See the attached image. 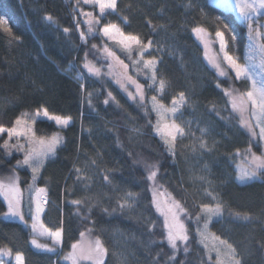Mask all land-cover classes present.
I'll list each match as a JSON object with an SVG mask.
<instances>
[{
	"label": "trees",
	"instance_id": "obj_1",
	"mask_svg": "<svg viewBox=\"0 0 264 264\" xmlns=\"http://www.w3.org/2000/svg\"><path fill=\"white\" fill-rule=\"evenodd\" d=\"M87 13H92L94 22L99 18L88 36ZM1 15L9 27L0 22V125L12 127L22 113L34 114L42 108L52 115L71 116L72 123L65 129L44 118L33 123L37 136L59 133L63 138L35 182L30 168H14L23 153L4 149L8 136L0 137V178L18 176L22 191H28L29 185L45 188L50 202L44 222L52 229L63 226L59 253L36 252L27 226L4 218L7 202L0 195V248L11 249L12 255L23 253L26 264H69L63 257L85 232L93 241L99 237L107 249L103 264H219L200 242L197 229L205 221L197 222L196 216L201 204L222 202L223 212L212 218L210 230L233 246L240 264H264V174L249 182L236 179L240 155L253 142L223 91L246 92L248 82L235 79L222 60L228 76L220 77L205 56L202 35L192 31L202 27L203 34L216 43V32L227 24L243 44L247 30L233 11L211 0H117L115 12L100 15L95 5L83 0H0ZM108 23L145 44L153 41L145 56L157 60V78L165 81L162 103L170 105L181 92L187 96L188 105L181 113L190 124H185V135L177 139L174 155L155 131L156 114L149 104L155 86L148 88V71L141 64L133 67L127 53L102 36L100 29ZM81 33L87 36L86 42ZM105 44L143 84L144 107L131 102L106 75L96 76L84 68L87 52V61L105 70L109 64L102 52ZM138 57L134 50L131 60ZM201 142L206 144L204 149ZM145 162L158 167L156 185L185 209L187 251L178 250L175 261L169 260L173 252L152 203L154 185L146 180ZM75 168L87 181H77ZM127 192L138 195L135 207L112 212ZM75 200L84 203L75 205Z\"/></svg>",
	"mask_w": 264,
	"mask_h": 264
},
{
	"label": "snow or ice",
	"instance_id": "obj_2",
	"mask_svg": "<svg viewBox=\"0 0 264 264\" xmlns=\"http://www.w3.org/2000/svg\"><path fill=\"white\" fill-rule=\"evenodd\" d=\"M86 4H98L100 13L103 15L106 10L114 11L117 6V0H84ZM192 6L191 4L189 5ZM235 6L239 10L240 17L243 21L247 22L253 19L255 16H259L261 14V10H264V0H229L224 4V7L230 8ZM203 11V10H201ZM86 15L91 16L92 13H87ZM45 19L51 20V16H46ZM219 20V17L217 18ZM4 21V17L0 16V22ZM97 24L99 23V18H96L95 21ZM92 21H89V32L92 31L91 28ZM260 27H264V25L258 26L256 29L253 28L251 23L247 24V37L250 41L249 48L257 47L262 54L261 59L258 64L252 62V57H248V63L240 64L238 62V58L229 55L227 51L228 42L225 40L224 32L217 31L216 37L219 42V51L222 54V57L217 55L210 58V62L216 68L220 77H227L228 71L222 66L221 60L227 64V68L235 73V79L237 80H247L250 81V88L246 92H239L235 89H223L225 96L228 97V102L231 103L232 109L240 113V126L248 129L252 136H256L257 133L254 130L252 122L245 117V113L248 111V103L252 104V115L256 117V123L259 126V138L264 140V43L258 42V38L261 36ZM225 31L230 33V39L232 41L236 40V34L233 29L229 28L227 24L223 25ZM69 30L67 28L64 29V32L67 33ZM102 36L108 38L109 40H115L116 43L120 46V50L122 52L127 53V58L131 61L133 67H138L139 64L143 63L144 69H147L151 72L149 79L151 83L148 85V88L151 89L157 83L156 76V65L157 60H131V56L133 51L139 53V56L142 57L144 53L152 48L153 41L149 40L147 44L143 43L142 40L136 35H125L117 25L115 24H107L104 25L102 29H100ZM193 32L198 35L205 33V29L202 27H196L192 29ZM80 38L82 41L86 42V38L84 33H81ZM255 42V43H254ZM207 47V45H206ZM96 45H92V49H96ZM103 53L115 59L119 65H122L126 70L128 65L124 64L123 61H120L118 57L115 56V53L112 52L108 45L105 44L102 49ZM88 53H85V63L84 68L88 70L90 74L99 76L101 74L100 69L96 68L91 62L87 61ZM205 56H208V52H205ZM109 69L113 67L112 64L108 65ZM257 69H259L257 71ZM131 84L136 85V91L139 95V99L143 101L144 97V86L139 85L133 80L131 77L127 78ZM117 83L124 87L119 80ZM219 87V85H217ZM84 85L81 84V88ZM165 87V81L161 79L159 81V89L158 91H163ZM91 95V94H89ZM109 97L113 100L111 93H108ZM132 94L129 93V96ZM180 99L177 101L175 98L173 99V107L171 109H164V106L160 104L157 100L156 96L151 98L152 108L153 110L159 112L161 110L171 111L173 113L176 112L177 106L182 105L186 102L185 94L181 92L179 94ZM109 101L105 100L104 103L107 104ZM28 113H22L21 116H18L12 127H5L0 125V134L7 133L9 139L4 140L2 147L4 149H15L18 152L23 153V159L18 160L16 162L15 167H23L27 166L31 169L32 172V180L35 182L40 175V169L44 167L45 162L55 157L58 147L62 146L63 138L58 134L54 133L50 137L40 136L37 137L35 130L33 129L31 124H28L25 119L22 117L28 116ZM38 117H42L44 119L54 121L57 126L61 129H65L69 127L72 123L71 116H60V115H50L47 108L37 109L35 113L32 115V119L35 120ZM136 131V130H134ZM201 134L205 135L206 130L201 129ZM156 132L161 135L162 138L165 139V143L168 145L169 151L174 155L175 154V141L177 137H183L185 135V131L180 125L173 123L172 125L165 124L163 129L159 126H156ZM15 137L17 143L10 144V140ZM23 137L25 143H19L20 138ZM170 137V139H169ZM206 144L204 142L200 143V148L204 149ZM248 160L247 166L239 167L236 179L241 182L251 181L258 178L261 173H264V152L257 154L252 151V145L249 144L248 149L246 150ZM239 153V150H237ZM11 155V151L8 153ZM93 165H95V161H92ZM145 169L147 170V181L155 182L157 180L158 175V167L154 164H148L145 162ZM75 172L77 173V181L83 182L87 181L88 177L80 175L81 169L75 168ZM104 180L107 183H110L109 177L107 175L104 176ZM87 186V185H86ZM33 185H29V189L31 190ZM37 196L35 198V210L33 212L31 205L33 203L32 198H29V213L32 217L33 223L31 225L33 237L31 243L35 245L37 248H44L48 251H55V245L61 243L62 235H63V226L61 223V227L57 228L55 231L51 229L44 228L43 225L38 228L37 221L40 213L44 212V207L41 203V200H46V189L39 188L35 189ZM0 195L4 196V199L7 201V212L5 215L19 217L21 221H24V215L20 210L21 204V190L19 188V177L13 175L8 178V182L5 183L3 180H0ZM207 195L211 196V193H207ZM213 200L217 198L215 196L211 197ZM90 199V198H89ZM138 199V195L132 192L125 193L123 197V202H118L117 206L112 209V212L124 211L125 209H132L135 207V201ZM132 201V203H129ZM75 205H81L84 203L82 200L72 201ZM152 203L157 206V210H159V204L156 201V194L153 193ZM200 213L197 214L196 220L199 222L200 219H204V224L202 229L198 228L197 231L201 236H204L206 230L208 228L209 222L212 220L214 216H219L223 212L222 202H217L215 205L212 204H201L199 206ZM89 213H91V206L88 209ZM105 212H108V209H104ZM185 212V209L182 207L179 201H173L171 206L167 209L166 212L162 213L165 217L163 227L167 229L166 240L170 248L172 249L173 255L169 257L170 261H175V253L178 251V241L186 242L189 239L188 230L183 223V221L179 217V213ZM187 215V214H186ZM245 220L250 219V217H243ZM94 223V222H93ZM87 231L91 232V229H87ZM37 236L47 237L52 240V245L49 246L47 244H40L37 240ZM81 238L85 236V232L80 233ZM216 240L219 241V238L216 237ZM221 245L226 246L227 255L225 259L229 261V264H240L239 260H235L236 256L235 249L232 248L231 245H228L226 241H219ZM187 251V248L184 249ZM107 249L104 248L103 243L99 239L96 238L94 242H89L87 247L81 245L78 241L71 245V252L68 253L64 259L70 260L71 264H80L81 260H93L94 264H103V256L106 254ZM0 254L4 256H9L12 254L11 249L0 248ZM220 253L217 252V258L219 260ZM15 260L17 264H23V255L22 253L17 252L15 254ZM0 264H4V261L0 259ZM156 264H159L157 261ZM219 264H224V261H219Z\"/></svg>",
	"mask_w": 264,
	"mask_h": 264
},
{
	"label": "rangeland",
	"instance_id": "obj_3",
	"mask_svg": "<svg viewBox=\"0 0 264 264\" xmlns=\"http://www.w3.org/2000/svg\"><path fill=\"white\" fill-rule=\"evenodd\" d=\"M213 2V4L215 5H218V6H221L225 9H228V10H231L235 13V15L237 16V18L245 25V28L247 30V24L248 23H251L253 28L256 29L258 26L260 25H264V19L261 18V16H264V10H261V14L259 16H255L253 17L252 20L250 21H243L240 17V14H239V10L238 8H236L235 6L233 7H230V8H227V7H224V4L226 2H229V0H211ZM84 2V0H83ZM96 6V9L97 11L99 12L100 15H102L100 13V10H99V5L98 4H93ZM115 12L112 11V10H106V12L103 14V15H108V14H111ZM2 17H4V21L2 22L5 27H9V23H8V20L5 16L1 15ZM84 20H86L87 24H88V28H87V36L88 35H92L94 33L93 29L95 28V22H94V17H91V16H88L86 14H84ZM89 21H92V24H91V28H92V31L89 32ZM108 24H114V23H108ZM107 25V24H106ZM117 25V24H115ZM119 27V29L125 34V35H128L126 34L119 25H117ZM229 26V25H228ZM103 28V26H102ZM101 28V29H102ZM229 28H231L229 26ZM232 29V28H231ZM260 32H261V36L258 38V42L260 43H264V27H260ZM220 31H223L224 32V37H225V40L228 42V46H227V51L229 53V55H232L236 58H238V62L240 64H245V63H248V57H252V62L253 63H256L258 64L260 59H261V56L262 54L260 53L259 49L257 47H252L251 49L249 48V39L248 37L246 38V42L241 44L239 42V39H238V36L236 34V40L235 41H232L230 39V33L225 31L224 29L223 30H220ZM102 34V33H101ZM202 36L201 39L202 41L205 43V46L207 45L206 49H207V52H208V56L211 58V57H214V56H217V55H220L222 57V54L220 53L219 51V42H218V39L215 35V39H216V43L213 39H209L207 36H205L203 33L201 34ZM85 35V38L87 37ZM106 38V37H104ZM108 41L110 42H114L116 43L115 40H109L108 38H106ZM255 43V42H254ZM117 44V43H116ZM118 45V44H117ZM119 46V45H118ZM111 50V49H110ZM150 50V49H148ZM147 50V51H148ZM112 52L115 53V56L119 58L120 61H122L120 59V57L117 55V53L113 50H111ZM146 51V52H147ZM103 52V51H102ZM146 52L144 53V55L142 57H138V59H141L142 61L143 60H151V59H154V58H151V57H147L145 56L146 55ZM105 58L108 60L109 64H112L113 67L111 68V70L109 69L108 65L105 67V70L103 71V67L101 66H98L96 65L95 67L96 68H99L100 69V72L101 74H104L107 76V78H109L113 83H115L123 92L124 94L128 97V99L131 101V102H134L135 104H138L140 105L141 107H144L145 104H146V97H145V90H144V97L145 99L143 101H141L139 99V95L136 91V85L134 84H131L129 81H128V77H131L133 80L136 81L137 84L139 85H143L141 82H139L137 79H135L132 75H130L129 73V70L128 68L125 70L123 68L122 65H119V63L113 59L112 57H108L104 54ZM124 63V62H123ZM225 63V62H224ZM125 64V63H124ZM226 64V63H225ZM227 65V64H226ZM141 67L144 68L143 66V63H141ZM147 70V69H146ZM259 69H257L258 71ZM148 73H147V77L149 78L150 75H151V72L149 70H147ZM100 74V75H101ZM157 76V74H156ZM117 80H119L122 84H124V87H121L120 84L117 83ZM161 79L157 78V83L155 84V94L153 96H156L157 97V100L160 104H162L164 106V109H171L173 107V102L170 104V105H165L164 103L161 102L160 100V97L162 95V93L164 92L165 90V87H164V90L161 92V91H158L159 89V81ZM247 81V80H246ZM248 82V89L250 88V81H247ZM129 93H131L132 95L129 96ZM152 96V97H153ZM151 97V98H152ZM151 98H150V101H149V104H150V107L152 108V101H151ZM185 98H186V102L182 105H178L177 106V109H176V112L173 113L171 111H164V110H161L159 112L153 110L154 113L156 114V126L159 124V126L161 127V129H163L164 125L167 124V125H172L173 123L175 124H178L180 125L181 128L184 129L185 131V124H190V121L187 120L186 116H184L183 113H181V108H183L184 106H187L188 105V98L187 96L185 95ZM177 101H179L180 99V96H178L177 98H175ZM252 111H253V108H252V104L251 102L248 103V111L244 114L245 117L247 119L250 120V122H252L253 124V127H254V130L256 131L257 135L256 136H252L250 134V132L248 131V129H246L248 131V133L250 134V137L252 139V142H253V145H252V151L257 153V154H260L261 152H264V140H261L259 138V126L257 125L256 123V117L252 115ZM50 114V113H49ZM239 116H240V113L238 112ZM32 115L33 114H29L28 116L26 117H22V119H25L27 121L28 124H31L32 127H33V119H32ZM52 115V114H50ZM38 118H42V117H38ZM37 118V119H38ZM36 119V120H37ZM54 122V121H53ZM188 122V123H187ZM55 123V122H54ZM156 131V129H155ZM195 131V130H194ZM198 133V132H197ZM4 134H7V133H4ZM59 134V133H58ZM156 134L165 142V139L161 137V135H159L157 132ZM3 134H0V137L2 136ZM60 135V134H59ZM51 135H46L45 137H50ZM61 136V135H60ZM37 137H40V136H37ZM179 137H177L178 139ZM9 139V137H8ZM170 139V137H169ZM176 139V141H177ZM11 140H13L11 143H17V140L15 137H13ZM10 140V141H11ZM9 141V142H10ZM175 141V143H176ZM19 143H25V140L23 137L20 138L19 140ZM166 144V143H165ZM167 145V144H166ZM168 146V145H167ZM256 148H259L260 152H258L256 150ZM247 152H244V153H241L240 155V158H239V162L237 164V173H238V169L239 167H243V166H247L248 164V160L246 159L247 157ZM49 161V160H47ZM46 161V162H47ZM45 162V164H46ZM261 174H264V173H261ZM260 174V175H261ZM259 175V176H260ZM258 176V177H259ZM8 178L9 177H6V178H0V180H3L5 183L8 182ZM239 181V180H238ZM252 181V180H251ZM241 182V181H239ZM246 182H249V181H246ZM243 183V182H242ZM153 191H152V195L153 193L156 194V201L157 203L159 204V210H157V206L154 204L155 206V209L157 211V213L159 214V216L161 217L162 221H163V224H164V215L162 213L166 212L167 209L171 206L172 202L175 201L172 196L170 194H168L166 191L164 190H161L155 182H153ZM19 188L21 190V193H22V196H21V204H20V210L21 212L23 213L24 215V221H27V223H24L23 221H21L19 219V217H13V216H7L4 214V218L6 219H16V220H19L21 221L22 223H24L27 228L29 229V232H30V237H33V233H32V228H31V225L33 223V220H32V217L29 213V198L31 197L32 200H33V203L31 205V208L34 212L35 210V198L37 196V193L35 191V189H39V188H43V187H36L35 185H33V188L30 190L28 189V191H22V188L19 184ZM45 189V188H44ZM42 196L43 195H46V200L42 199L41 200V203L44 207V212L43 213H40L39 215V218H38V221H37V227L39 228L41 226V224L43 225L44 228H47V229H51L52 231H55L57 228L55 229H52V228H49L46 223L44 222V214L45 212L47 211V208H48V205H49V202H50V198L48 196V193L46 191V194H41ZM3 196V195H2ZM7 202V201H6ZM7 212V210H6ZM5 212V213H6ZM179 217L180 219L183 221V223L185 224V221H184V218H183V212L179 213ZM210 223V222H209ZM186 226V224H185ZM187 228V227H186ZM165 229V228H164ZM166 231V235H167V229H165ZM218 237L217 235L214 234V232L212 230H210V227H209V224H208V228L206 230V233L204 236H201L200 235V242L202 244V246L204 247V250L206 251V253L209 255H211L212 253L216 256L217 258V252L220 253V257H219V261H224V264H229V261L227 259H225L226 255H227V249H226V246L224 245H221L219 243V241H226L228 245H231L227 240L225 239H222L220 237L219 238V241L216 240L215 238ZM41 244H47L49 245L50 247L53 246L52 245V240L50 238H47V237H42V236H37L36 237ZM62 239H63V235H62ZM81 243L82 246L84 247H87V245L89 244V242H94L93 240H91L88 236H84L83 238L80 239L79 241ZM187 242H182V241H178L177 244H178V250H181V249H185L186 248V245H187ZM61 245H62V240H61V243L58 244V245H55V251H48L47 249H44L42 248L41 251H44V252H51V253H59L60 252V248H61ZM232 246V245H231ZM233 248V246H232ZM234 249V248H233ZM70 253V252H69ZM23 254V253H22ZM67 255V254H66ZM65 255V256H66ZM64 256V257H65ZM63 257V259H64ZM0 259H2L4 261V264H17L16 260H15V254H11L9 256H4L3 254H0ZM235 260H239L240 261V258L238 257V255L236 254V256L234 257ZM10 261V262H9ZM64 261H66L67 263L71 264V261L70 260H66L64 259ZM84 261H93V260H81L80 261V264ZM23 264H26L25 263V256L23 254Z\"/></svg>",
	"mask_w": 264,
	"mask_h": 264
},
{
	"label": "water",
	"instance_id": "obj_4",
	"mask_svg": "<svg viewBox=\"0 0 264 264\" xmlns=\"http://www.w3.org/2000/svg\"><path fill=\"white\" fill-rule=\"evenodd\" d=\"M31 240H32V237L30 238V245H31V248H32L34 251H36V252L41 251L42 248H37L35 245H33V244L31 243ZM37 240H38V239H37ZM38 242L40 243L39 240H38ZM40 244H41V243H40Z\"/></svg>",
	"mask_w": 264,
	"mask_h": 264
},
{
	"label": "crops",
	"instance_id": "obj_5",
	"mask_svg": "<svg viewBox=\"0 0 264 264\" xmlns=\"http://www.w3.org/2000/svg\"><path fill=\"white\" fill-rule=\"evenodd\" d=\"M23 255V254H22Z\"/></svg>",
	"mask_w": 264,
	"mask_h": 264
}]
</instances>
